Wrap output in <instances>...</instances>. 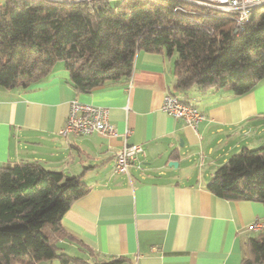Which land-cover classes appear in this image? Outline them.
Segmentation results:
<instances>
[{
    "label": "crops",
    "instance_id": "obj_1",
    "mask_svg": "<svg viewBox=\"0 0 264 264\" xmlns=\"http://www.w3.org/2000/svg\"><path fill=\"white\" fill-rule=\"evenodd\" d=\"M174 63L175 55L141 51L128 81L90 93L76 92L61 65L26 88L0 86V168L37 162L81 176L89 189L62 220L71 239L59 241V254L119 264H241L247 256L259 234L249 226L264 220V205L217 197L207 183L231 156L264 145V80L240 97L228 87L183 92ZM168 93L204 114L196 128L161 110ZM73 100L107 109L119 135H61ZM126 143L145 151L130 178L113 172Z\"/></svg>",
    "mask_w": 264,
    "mask_h": 264
},
{
    "label": "trees",
    "instance_id": "obj_2",
    "mask_svg": "<svg viewBox=\"0 0 264 264\" xmlns=\"http://www.w3.org/2000/svg\"><path fill=\"white\" fill-rule=\"evenodd\" d=\"M178 0H109L65 4L4 0L0 4V86L26 88L58 65L78 93L128 81L139 52L175 55V88L203 93L228 87L237 96L264 80V6L241 33L234 17L174 11ZM173 156L178 157L176 152ZM207 189L228 201L264 205V145L244 148L212 174ZM81 176L37 162L0 168V264H119L84 262L58 253L71 239L62 227L72 205L87 194ZM241 264H264V232L252 237Z\"/></svg>",
    "mask_w": 264,
    "mask_h": 264
},
{
    "label": "built area",
    "instance_id": "obj_3",
    "mask_svg": "<svg viewBox=\"0 0 264 264\" xmlns=\"http://www.w3.org/2000/svg\"><path fill=\"white\" fill-rule=\"evenodd\" d=\"M44 2H61L65 4L86 3L92 6L97 0H42ZM185 4L210 9L221 15H230L235 18L237 33H241L249 22L252 12L264 6V0H178ZM174 11L188 12L185 7L178 5ZM195 13V12H194ZM214 14V13H213ZM161 110L175 119L183 120L188 126L196 128L202 121L204 114L193 104L186 102L178 95L168 93L165 95ZM108 110L90 104H84L78 100L70 102L69 113L61 135L87 136L100 133L108 137H117L119 134L110 123ZM132 130H125L123 137L130 136ZM145 155L140 144H125L124 148L116 155L114 161V174L130 176V168ZM251 232H264V220H258L249 226Z\"/></svg>",
    "mask_w": 264,
    "mask_h": 264
},
{
    "label": "rangeland",
    "instance_id": "obj_4",
    "mask_svg": "<svg viewBox=\"0 0 264 264\" xmlns=\"http://www.w3.org/2000/svg\"><path fill=\"white\" fill-rule=\"evenodd\" d=\"M123 0H109L111 6H117L118 4H120ZM4 3V0H0V4ZM187 11L188 12H192V13H200V14H212L215 13L214 11H211L210 9L207 8H202V7H198V6H194L191 4L187 5ZM74 253V252H71ZM75 254V253H74Z\"/></svg>",
    "mask_w": 264,
    "mask_h": 264
},
{
    "label": "water",
    "instance_id": "obj_5",
    "mask_svg": "<svg viewBox=\"0 0 264 264\" xmlns=\"http://www.w3.org/2000/svg\"><path fill=\"white\" fill-rule=\"evenodd\" d=\"M168 165H169V167H172V166L176 167V166H178V162L170 161V162L168 163Z\"/></svg>",
    "mask_w": 264,
    "mask_h": 264
}]
</instances>
